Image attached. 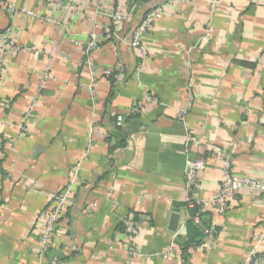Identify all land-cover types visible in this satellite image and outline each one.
Listing matches in <instances>:
<instances>
[{"label":"crops","instance_id":"crops-1","mask_svg":"<svg viewBox=\"0 0 264 264\" xmlns=\"http://www.w3.org/2000/svg\"><path fill=\"white\" fill-rule=\"evenodd\" d=\"M117 8L126 21L112 22ZM154 10L138 70L132 35ZM2 33L13 44L0 45V264H125L126 217L138 222L133 264L242 263L262 231L263 196L240 189L224 211L208 210L194 220L203 239L184 252V173L203 163L198 203L218 191L224 165L264 181V0H3ZM147 129L172 131L152 168ZM76 167L58 236L40 255L39 213Z\"/></svg>","mask_w":264,"mask_h":264},{"label":"built area","instance_id":"built-area-1","mask_svg":"<svg viewBox=\"0 0 264 264\" xmlns=\"http://www.w3.org/2000/svg\"><path fill=\"white\" fill-rule=\"evenodd\" d=\"M5 11L11 13L12 11H17V9L13 4H10L5 7ZM18 12L20 15H23L26 18H31L33 16V13L31 11L24 8L19 9ZM158 17L159 11L154 10L146 13L133 32L131 46L138 52V70H141V68L143 67V63L146 60L148 54L142 40ZM127 19L128 14L121 8H117L111 16V20L113 23H121L126 21ZM89 39V43L87 44L88 50L94 47V42L96 39L95 34H90ZM12 44L13 42L12 40L9 41L7 33H2L0 35V45L12 46ZM105 75L109 76L110 72H106ZM30 113V110L26 111L25 117H29ZM123 122V118L121 116H117L115 119V127H122ZM192 141H194V139L191 136H187L184 144L185 147H188L189 143ZM203 169V163L201 161H194L186 165L184 173L186 191L185 203L188 205H192L194 203L199 206L198 213L194 217V220L196 222H198L201 216L206 214L208 210H211L213 208L217 209L218 211H224L228 199L234 192H237L240 189H247L250 192L258 193L264 198V181L249 178L232 177L228 173L227 165H224L220 173V183L218 191L213 195L212 199L205 203L195 202L193 199V192L198 187L199 174ZM72 172L73 176L71 180L68 181V183L62 189H60L50 197L49 207L39 213L38 219L41 226V234L38 238L40 255H43L46 250L53 247L55 238L56 236H58V224L66 211L72 186L77 180L78 168H74ZM262 205L264 207V201ZM122 226L123 233L128 236L127 251L129 258L125 262V264H133V258L138 255V250L135 247L138 222L133 217H126L122 221ZM207 233L208 232H205V234ZM255 241V245L249 251L241 264H264V253L260 252L257 249L258 246L262 242H264V218L262 219V231L258 235H256Z\"/></svg>","mask_w":264,"mask_h":264},{"label":"water","instance_id":"water-1","mask_svg":"<svg viewBox=\"0 0 264 264\" xmlns=\"http://www.w3.org/2000/svg\"><path fill=\"white\" fill-rule=\"evenodd\" d=\"M133 126L135 129H133V133H137L138 123L133 122ZM180 126L181 125H177ZM176 128V127H174ZM146 140H145V168H152L154 164H156L157 159V153H158V143H159V137L161 135H170L172 134V131H169L167 129H147L146 130ZM184 133H179L177 135H183ZM113 136H117V133H113ZM177 223V217L172 216L171 218V230L174 231ZM176 240H179L178 238ZM184 238H181L180 242L181 244L184 243Z\"/></svg>","mask_w":264,"mask_h":264},{"label":"trees","instance_id":"trees-1","mask_svg":"<svg viewBox=\"0 0 264 264\" xmlns=\"http://www.w3.org/2000/svg\"><path fill=\"white\" fill-rule=\"evenodd\" d=\"M0 1H3V0H0ZM129 1L133 3V2H141L142 0H129ZM111 78L109 79V81L112 83L114 80ZM183 206L185 209H187L188 215H189V218L186 220V223H185L186 243L183 246V251L185 252L190 248L198 246L200 244L201 240L203 239V237H202L201 233L198 231L196 225L194 224V217L198 213L199 206H197L194 203L192 205H188L185 203ZM203 216H201L200 222H201ZM121 227L123 229V226H121Z\"/></svg>","mask_w":264,"mask_h":264}]
</instances>
